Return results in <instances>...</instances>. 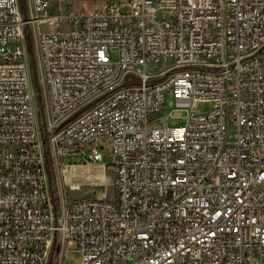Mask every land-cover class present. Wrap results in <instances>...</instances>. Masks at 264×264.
I'll return each instance as SVG.
<instances>
[{
  "label": "built area",
  "instance_id": "2783aa9c",
  "mask_svg": "<svg viewBox=\"0 0 264 264\" xmlns=\"http://www.w3.org/2000/svg\"><path fill=\"white\" fill-rule=\"evenodd\" d=\"M63 1L0 0V264L69 246L78 264H264V0ZM167 92L186 123L151 128ZM89 165L111 182L67 200V169Z\"/></svg>",
  "mask_w": 264,
  "mask_h": 264
},
{
  "label": "rangeland",
  "instance_id": "374dc122",
  "mask_svg": "<svg viewBox=\"0 0 264 264\" xmlns=\"http://www.w3.org/2000/svg\"><path fill=\"white\" fill-rule=\"evenodd\" d=\"M52 2L55 3V7L53 8L54 10L58 9L57 11L61 14H64L67 12L69 3L65 2L63 0H51ZM110 2V0H76L73 3V10L74 11H92L96 8H101L105 3ZM156 18L158 21H162L161 14L157 13ZM64 24L61 25H53L49 29L47 25V30H53L55 28H62ZM45 28V27H43ZM46 30V29H43ZM31 50L29 52H26V60H27V66L29 67V81H30V86H31V92L32 96L34 98V103L37 106L38 105V91H37V86L35 83V78L33 75V70L31 66ZM35 58V54H34ZM110 59L112 62L117 61L118 57L116 54V50L111 49L110 50ZM166 66L163 65L162 68H165ZM139 80L136 79L135 77H129L127 81L123 83V86H130V85H136L139 84ZM212 109V104L211 103H197L196 104V112L198 114H206ZM37 110V107H36ZM83 111H80L73 115L69 121L74 120L78 114L82 113ZM160 116V118H158ZM186 116H187V109L183 107L177 106L175 100L171 97L170 92H167L165 95V101H164V109L160 113H155L152 114L150 117V120L152 121L149 124V127L151 128H160L162 127L165 123L170 127H182L186 123ZM95 147L98 148L99 152L103 156V162L104 163H109L110 157H109V152L111 151V143L109 140H106L104 142H96ZM91 147H84L83 150L88 153L90 151ZM80 156L78 155H65L60 158L61 163L65 164H73V163H79L80 162ZM75 173L72 175H67L65 173V176L67 178V185H76L79 187L78 190L76 191H70L67 189L68 186H65L63 188V193L66 197L67 200H79L83 198H98L101 197L103 194V188H101L99 185H96L101 179L99 175L100 173H105L106 178L111 182V177L112 175L108 173L107 171L103 170V168L95 166V165H89L85 167L81 166H75ZM101 171V172H100ZM91 175L93 178H97L98 180L96 181L95 179L92 180ZM62 177H59L58 175L54 178H52L53 184L57 187V182L60 183L62 180ZM49 184H50V177H49ZM113 191L110 188L109 189V196H112ZM71 251V253L68 254L65 264H78V255L74 251L76 249L75 246L68 247Z\"/></svg>",
  "mask_w": 264,
  "mask_h": 264
},
{
  "label": "bare ground",
  "instance_id": "6f19581e",
  "mask_svg": "<svg viewBox=\"0 0 264 264\" xmlns=\"http://www.w3.org/2000/svg\"><path fill=\"white\" fill-rule=\"evenodd\" d=\"M31 95H32V92H31ZM32 105H33V108L36 109L37 106H36L35 103H34V98H33V96H32ZM75 168H76L75 166H72V167L68 168V169H67V172H66L67 175H72V174H74V173H75ZM100 172H101V171H100ZM99 177H100V178H103V179H105V180L107 179L105 173H103V172L100 173Z\"/></svg>",
  "mask_w": 264,
  "mask_h": 264
},
{
  "label": "crops",
  "instance_id": "0c3cea01",
  "mask_svg": "<svg viewBox=\"0 0 264 264\" xmlns=\"http://www.w3.org/2000/svg\"><path fill=\"white\" fill-rule=\"evenodd\" d=\"M49 2H50V9H51V11L56 14L58 12L57 11L58 9H56V10L53 9L56 6L55 3L52 2L51 0H49Z\"/></svg>",
  "mask_w": 264,
  "mask_h": 264
},
{
  "label": "trees",
  "instance_id": "16d2710c",
  "mask_svg": "<svg viewBox=\"0 0 264 264\" xmlns=\"http://www.w3.org/2000/svg\"><path fill=\"white\" fill-rule=\"evenodd\" d=\"M45 156H46V159L49 157V152L47 151V147H46V150H45ZM51 175V173H50Z\"/></svg>",
  "mask_w": 264,
  "mask_h": 264
}]
</instances>
